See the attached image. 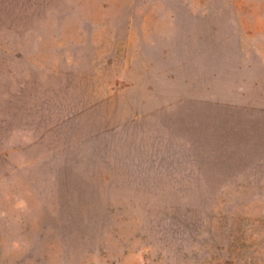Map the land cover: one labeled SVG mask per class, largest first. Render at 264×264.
<instances>
[{
    "label": "rangeland",
    "instance_id": "1",
    "mask_svg": "<svg viewBox=\"0 0 264 264\" xmlns=\"http://www.w3.org/2000/svg\"><path fill=\"white\" fill-rule=\"evenodd\" d=\"M0 264H264V0H0Z\"/></svg>",
    "mask_w": 264,
    "mask_h": 264
}]
</instances>
